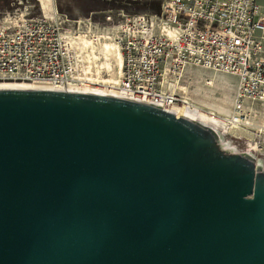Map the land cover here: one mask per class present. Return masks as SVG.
I'll return each instance as SVG.
<instances>
[{
  "label": "water",
  "instance_id": "obj_1",
  "mask_svg": "<svg viewBox=\"0 0 264 264\" xmlns=\"http://www.w3.org/2000/svg\"><path fill=\"white\" fill-rule=\"evenodd\" d=\"M107 90L0 86V264H264V151Z\"/></svg>",
  "mask_w": 264,
  "mask_h": 264
},
{
  "label": "built area",
  "instance_id": "obj_2",
  "mask_svg": "<svg viewBox=\"0 0 264 264\" xmlns=\"http://www.w3.org/2000/svg\"><path fill=\"white\" fill-rule=\"evenodd\" d=\"M104 22L70 18L52 4L36 15L1 11L0 81H43L64 88L86 84L95 74L82 38L97 45L107 34L120 53L111 86L115 92L173 107L192 105L186 95L192 80L225 74L236 79L227 124L264 122V9L259 0H161L157 12L118 11L114 22L110 15ZM201 81L211 85L206 76ZM253 142L251 148L259 143L264 151V137Z\"/></svg>",
  "mask_w": 264,
  "mask_h": 264
},
{
  "label": "rangeland",
  "instance_id": "obj_3",
  "mask_svg": "<svg viewBox=\"0 0 264 264\" xmlns=\"http://www.w3.org/2000/svg\"><path fill=\"white\" fill-rule=\"evenodd\" d=\"M160 2L161 0H5L0 3V12L19 9L21 11L28 10L29 15H36L40 14V9L45 8V6L50 7L52 4L58 11L64 12L70 18L90 17L98 24L105 25L104 17L106 15H110L112 22H114L115 12L122 11L125 14L153 12ZM259 3L264 5V0H259ZM84 40L87 39L82 38V41ZM114 47L115 45L112 43L100 40L97 45L90 44L86 50V58L91 61L90 65L98 69H106L109 72L108 75L101 72L100 76L103 78L95 80L96 85L102 82L114 84L113 81L116 80L115 73H113L115 68L112 67L113 56H115V52L112 50ZM204 76L210 79L207 82L211 85H205L201 81ZM235 82L234 77L224 74H203L199 79L191 81L189 92H186V95L203 108L212 109L221 115L227 114L231 107ZM261 124L264 126V122ZM251 131L254 132L253 129ZM261 137H264V131L260 133L256 130L254 141H260ZM259 146L258 143L255 148L257 152H261Z\"/></svg>",
  "mask_w": 264,
  "mask_h": 264
},
{
  "label": "bare ground",
  "instance_id": "obj_4",
  "mask_svg": "<svg viewBox=\"0 0 264 264\" xmlns=\"http://www.w3.org/2000/svg\"><path fill=\"white\" fill-rule=\"evenodd\" d=\"M103 36V39L102 41L104 42H110L112 43L113 45H115V47L112 49L114 52H115V56H113V62H112V67H114L115 69L120 66V53L118 51V48L116 46V44L112 41H110L111 39V36L107 35V34H102ZM100 41V40H99ZM83 47L85 48H89L90 44L88 42V40H84V41H81ZM97 53V52H96ZM92 68H93V71H94V74L95 76L93 77H87V79L85 80L87 83L86 84H82V85H79V86H70V88H78V89H95V90H107V91H112V92H115L114 89L111 88V86L113 84H109L107 82H102V83H99L96 85L95 83V80L97 79H101L103 78L102 76H100V73L101 72H105L107 73L106 75L109 74V72L106 70V69H101V68H97V67H94L92 65H90ZM115 69H113V73H116L117 71H115ZM210 74H215V73H210ZM225 75V74H224ZM117 81L114 80L113 83H115ZM0 86H36V87H53L51 86L50 84L46 83V82H43V81H34V82H24V81H0ZM189 103H191L192 105H184V106H175L177 108H180L182 110H186V111H189V112H192V113H198V114H201V115H205L215 121H218L226 126H229L231 128H233L234 130L238 131L239 133H241L242 135L246 136L247 138H249L250 140H253L254 138V135H255V131L252 132L251 130H262L263 129V126L262 124L260 123H254L252 127H244L242 125H239V124H236V123H229L227 124L226 122V119L228 118V116L230 115L231 113V108L230 110L228 111L227 114H220L218 113L217 111H214V110H210V109H206V108H203L199 105H197L196 103H194L193 101L190 102L189 100H187ZM232 101H233V98H232ZM231 101V103H232ZM201 108L203 110H201ZM209 112V113H208ZM255 142H253V145H254Z\"/></svg>",
  "mask_w": 264,
  "mask_h": 264
},
{
  "label": "trees",
  "instance_id": "obj_5",
  "mask_svg": "<svg viewBox=\"0 0 264 264\" xmlns=\"http://www.w3.org/2000/svg\"><path fill=\"white\" fill-rule=\"evenodd\" d=\"M5 0H0V3H3ZM159 10V4L155 7L153 12H157Z\"/></svg>",
  "mask_w": 264,
  "mask_h": 264
},
{
  "label": "crops",
  "instance_id": "obj_6",
  "mask_svg": "<svg viewBox=\"0 0 264 264\" xmlns=\"http://www.w3.org/2000/svg\"><path fill=\"white\" fill-rule=\"evenodd\" d=\"M262 6H263V9H264V5L263 4H261Z\"/></svg>",
  "mask_w": 264,
  "mask_h": 264
}]
</instances>
